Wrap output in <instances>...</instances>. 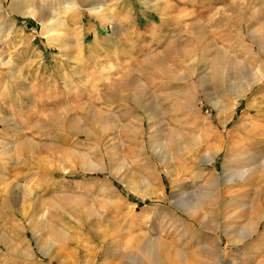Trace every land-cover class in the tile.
Listing matches in <instances>:
<instances>
[{"label":"rangeland","instance_id":"374dc122","mask_svg":"<svg viewBox=\"0 0 264 264\" xmlns=\"http://www.w3.org/2000/svg\"><path fill=\"white\" fill-rule=\"evenodd\" d=\"M0 62V264H264V0H0Z\"/></svg>","mask_w":264,"mask_h":264},{"label":"bare ground","instance_id":"6f19581e","mask_svg":"<svg viewBox=\"0 0 264 264\" xmlns=\"http://www.w3.org/2000/svg\"><path fill=\"white\" fill-rule=\"evenodd\" d=\"M67 7L66 8H73V7H75L74 5H73V3H70V2H66V4H65ZM99 10H101V7L100 6H96V7H93V8H91L90 10H89V12L91 13V14H93V15H97L98 13H99ZM7 11V10H6ZM16 11H15V9H13V8H10V13H15ZM31 14H33L32 12H27V13H25V15H31ZM35 18V17H34ZM38 18V17H37ZM36 18V19H37ZM38 21L39 22H41L42 24H44L45 23V19H44V17H40V18H38ZM1 63V62H0ZM259 82H261V84H264V77H262V78H259L258 80L256 79L255 81H253L252 83H249V85H248V87L247 88H250V90L251 89H254L256 86H258L259 87V85H257ZM230 87V86H229ZM236 87V86H235ZM243 88V87H242ZM231 89V88H230ZM261 89H262V87H261ZM236 90V89H235ZM250 90H248V91H250ZM264 92V91H263ZM244 93H245V91L244 90H241V91H237L234 95H235V97L238 99V100H241L242 98H243V96H244ZM258 93V92H257ZM219 103V102H218ZM260 106V105H259ZM258 106V107H259ZM262 108V107H261ZM261 108L259 107V108H251L250 107V115H249V117H250V124H252L251 125V127H252V129H251V131H250V133H248L247 135H245V138H247V139H253V140H260L261 138H264V128L262 127L263 125H259V123H258V125H257V122H261L262 124H264V110H261ZM225 110V109H224ZM262 119V120H261ZM233 121V120H232ZM260 123V124H261ZM229 125H228V123L227 122H225L224 124H223V127H224V130L228 127ZM223 130V131H224ZM222 135V134H221ZM212 136V135H211ZM210 136V137H211ZM224 136V135H223ZM223 136H222V138H223ZM209 136H207L206 135V139L204 140L207 144L205 145V146H207L206 147V150L209 152L208 153V155H207V153H206V155L207 156H204V160L207 158V157H210V158H208V159H210L209 161L211 162L213 159H214V157L217 155V151H215L214 149H212V146L211 145H209L208 143H209V138H208ZM211 139H212V137H211ZM172 140V139H171ZM218 141V140H217ZM200 144V143H199ZM168 147V146H167ZM201 148V147H200ZM226 148V147H225ZM19 149V148H18ZM172 149V148H171ZM168 152V151H167ZM198 152V151H197ZM167 155V154H166ZM200 157V156H199ZM170 158V157H169ZM209 162V163H210ZM236 175V177L239 179V180H242L244 177H246V175H247V173L246 172H241V173H237V174H235ZM228 179V178H227ZM229 181H232V179H230ZM217 182V181H216ZM216 185V184H215ZM204 194V193H203ZM260 195V194H259ZM29 196V195H28ZM202 197V196H201ZM215 205V204H214ZM213 205V207H215ZM198 209V208H197ZM199 213H200V211H199ZM203 215V214H202ZM198 220V219H197ZM202 222H204V221H202ZM201 222V223H202ZM200 223V222H199ZM202 225H203V223H202ZM206 225V224H205ZM204 225V226H205ZM209 225V224H208ZM202 229H203V227H202ZM206 230V229H205ZM91 232V231H90ZM252 231H250V233H251ZM246 233V232H245ZM252 234V233H251ZM250 235V234H249ZM251 236V235H250ZM244 238V237H243ZM3 240V239H2Z\"/></svg>","mask_w":264,"mask_h":264}]
</instances>
